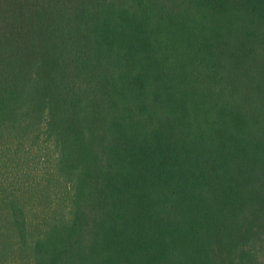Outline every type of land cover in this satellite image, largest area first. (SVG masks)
Masks as SVG:
<instances>
[{"label": "trees", "instance_id": "trees-1", "mask_svg": "<svg viewBox=\"0 0 264 264\" xmlns=\"http://www.w3.org/2000/svg\"><path fill=\"white\" fill-rule=\"evenodd\" d=\"M0 264H264V0H0Z\"/></svg>", "mask_w": 264, "mask_h": 264}]
</instances>
